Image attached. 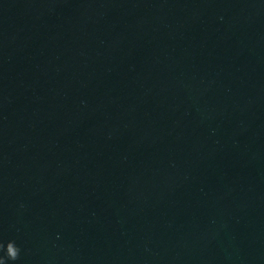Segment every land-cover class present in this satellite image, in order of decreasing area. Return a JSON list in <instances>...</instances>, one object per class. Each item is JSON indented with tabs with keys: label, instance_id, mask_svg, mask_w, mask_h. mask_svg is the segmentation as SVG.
Returning a JSON list of instances; mask_svg holds the SVG:
<instances>
[{
	"label": "water",
	"instance_id": "obj_1",
	"mask_svg": "<svg viewBox=\"0 0 264 264\" xmlns=\"http://www.w3.org/2000/svg\"><path fill=\"white\" fill-rule=\"evenodd\" d=\"M0 245L264 264V0H0Z\"/></svg>",
	"mask_w": 264,
	"mask_h": 264
},
{
	"label": "clouds",
	"instance_id": "obj_2",
	"mask_svg": "<svg viewBox=\"0 0 264 264\" xmlns=\"http://www.w3.org/2000/svg\"><path fill=\"white\" fill-rule=\"evenodd\" d=\"M0 247H3V246L0 245ZM6 254H7V258L8 259L16 260L18 258L19 249L15 245L14 242H9L7 244V246H6ZM0 264H6V260L4 259V257H0Z\"/></svg>",
	"mask_w": 264,
	"mask_h": 264
}]
</instances>
